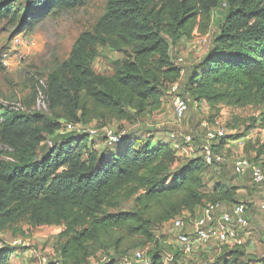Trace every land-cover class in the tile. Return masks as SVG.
<instances>
[{
    "label": "trees",
    "instance_id": "obj_1",
    "mask_svg": "<svg viewBox=\"0 0 264 264\" xmlns=\"http://www.w3.org/2000/svg\"><path fill=\"white\" fill-rule=\"evenodd\" d=\"M24 1V16L6 3L0 21L20 20L27 33L39 23L31 22L39 8L68 10L88 2ZM221 6L225 15L207 55L189 70L177 65L172 46L192 41L196 32L207 35ZM99 47L126 56L110 76L92 68ZM175 83L182 97L206 105L215 117L222 108L264 106V0H109L93 31L80 35L42 86L50 116L11 107L0 116V141L17 162L0 161V227L22 217L32 226L62 227L59 257L46 264H90L112 249L115 256L100 264H125L119 254L156 243L155 230L185 213L193 218L210 202L239 204L241 175L229 176L224 163L210 166L200 155L182 159L165 141L122 131L101 149L86 132L95 123L126 122L161 109ZM226 139L213 146L215 154L224 156ZM263 154L261 145L257 156ZM121 193L135 197V209L108 211ZM234 247L217 264H249L241 247ZM8 256L1 252L0 264ZM151 259L164 264L160 252Z\"/></svg>",
    "mask_w": 264,
    "mask_h": 264
},
{
    "label": "rangeland",
    "instance_id": "obj_2",
    "mask_svg": "<svg viewBox=\"0 0 264 264\" xmlns=\"http://www.w3.org/2000/svg\"><path fill=\"white\" fill-rule=\"evenodd\" d=\"M108 1L88 0L84 6L76 9H55L50 12L39 8V12L31 18V22L39 19L32 33L26 32L28 29L25 28L26 25L21 27L20 20L9 18L0 21V116L6 107L16 108L15 110H20L26 115L50 116L49 110L45 107L47 103L39 99V92H43V84L49 74L56 71L70 57L80 35L93 31L98 20L106 13ZM6 3H11L20 17L26 14L28 9L26 1L0 0V8ZM35 8L31 6L32 10ZM44 13L47 15L42 17ZM40 14L42 18L38 17ZM224 15V7L215 9L212 13L210 32L207 35L196 32L192 41L183 40L178 45L172 46L171 55L174 62L183 58L182 66L187 70L198 64L209 52ZM17 37L24 38V46L18 48L14 46ZM20 53L23 54L21 63L15 59ZM7 54L14 59L10 69L3 65ZM125 58L124 54L108 47H99L98 55L92 61V68L100 75L110 76L118 63ZM187 101L189 110L182 120L176 118L174 96L168 92L164 96L163 106L157 111L126 122L113 121L107 126L104 125L105 127L99 123L92 124L90 128L95 134L92 135L91 141L102 149L108 145L110 137L122 131L144 139L152 136L151 140L156 139L161 142H166V139L172 135L177 140L190 136L199 146L204 138L200 125L207 122L216 127L226 128L228 131L226 141L227 144L231 143V147L228 154L225 151L223 153L226 158L223 171L229 176L234 174V163L242 157L258 163L264 170V154L257 156V148L264 145V106H250L243 109L222 108L220 114L215 117V112L206 105L198 106ZM56 122L61 124V127L65 126L63 121ZM239 136H243L239 139L242 143L237 140ZM0 161L17 164L12 151L1 141ZM214 183L212 178V181H208L207 188L212 189ZM116 201L118 206L108 211L126 212L136 207L135 197H126L123 193ZM250 214L253 215L252 212ZM254 218L255 215L253 220ZM257 222L253 224L250 222L246 230L240 231L244 241L240 247L245 255L244 260L249 264H261L264 259V235L258 234V230L261 229L257 226L259 224ZM62 230V227L57 226H32L28 217H22L16 222L0 227V253L9 254L3 264H46L50 260H57L61 244L59 235ZM261 232L264 233L262 230ZM178 235L171 223L160 227L155 230L156 243H148L125 254H119L120 259L125 264H138L135 254L143 252L152 263L151 254L157 251L160 252L164 264H217L224 254L229 257L228 252L237 248L234 247L235 245L213 241L208 244H197L195 252L187 255L179 245ZM115 253L114 249L103 251L92 259L90 264H100L109 256H115Z\"/></svg>",
    "mask_w": 264,
    "mask_h": 264
},
{
    "label": "built area",
    "instance_id": "obj_3",
    "mask_svg": "<svg viewBox=\"0 0 264 264\" xmlns=\"http://www.w3.org/2000/svg\"><path fill=\"white\" fill-rule=\"evenodd\" d=\"M24 43L23 37H17L14 40V46L17 48L19 46H24ZM4 58V67L10 69L14 59L8 54L5 55ZM15 59L21 63L23 54H17ZM183 61V58H179L177 65H182ZM181 74H185V69L182 70ZM43 86H45V84H43ZM169 92L174 96L175 116L178 120H182L189 110V104L181 95V84H173ZM40 98L46 103V96L41 91L39 92V99ZM45 107L48 109L46 104ZM67 129L81 132V130L72 125H67ZM200 129L204 133V138L200 141L199 146H197L192 137L187 136L182 140V143H174L172 146L173 149L178 154H180L182 150H188L194 154L195 157L196 155H200L210 166L225 163V156L215 154L213 146L227 137V129L216 127L207 122L201 123ZM86 132L91 136L95 134V131L91 128L86 129ZM121 133L124 134L125 132ZM171 137H173V135ZM110 138L111 140L108 141V144L112 145L118 139L117 133ZM197 149H199V151H197ZM234 170L236 174L241 176L250 173L255 184L264 185V170L251 160L244 157L238 159L234 164ZM261 209L264 210V203L261 205ZM247 211V206L243 203L234 204L229 210L221 203L210 202L202 208L201 217H179L172 222V226L173 229L179 233V245L182 247L184 254L187 255L195 252L197 244H208L213 241L241 246L244 241L240 236V231L246 230L250 224ZM135 260L139 264H152L143 252H137L135 254Z\"/></svg>",
    "mask_w": 264,
    "mask_h": 264
},
{
    "label": "crops",
    "instance_id": "obj_4",
    "mask_svg": "<svg viewBox=\"0 0 264 264\" xmlns=\"http://www.w3.org/2000/svg\"><path fill=\"white\" fill-rule=\"evenodd\" d=\"M180 142H182V140H175L174 138L169 137L166 139L165 143H167L170 146H173L174 143H180ZM238 142L242 143L240 140ZM230 144H227V146L225 147V149H228V150H224L226 152V154H228L230 151L229 150L231 147ZM224 151L222 153H224ZM179 155L182 159H190V158L195 157V155L192 154L188 150H182ZM233 170H234V168H233ZM234 173H235V170H234ZM239 178H240V180H242L241 182L243 183V185H242L243 187L238 191V199L240 200V203H243L247 206V210H248L247 215L250 219L251 224H253L254 222L260 221V222H257V224L259 223L257 226L259 227V229H261L264 232V224H263L264 223V210L261 209V205L264 203V185L255 184L253 179H252V175L249 173L246 175H243ZM252 203H254V204L252 205ZM224 206H225V208H228L229 210L231 208V206L230 207L226 206V205H224ZM250 212H252V214L255 215L256 218H254V220H253V215H251ZM201 215H202V209H200V211L198 209L196 211L195 217H193V218H199V217H201ZM184 217L190 218L191 216H190V214L185 213ZM261 230L260 231L258 230V234L264 235V233H262ZM249 235H251V234H249Z\"/></svg>",
    "mask_w": 264,
    "mask_h": 264
}]
</instances>
